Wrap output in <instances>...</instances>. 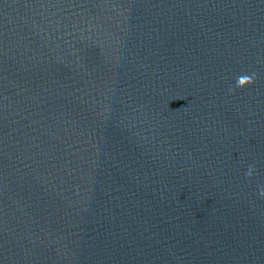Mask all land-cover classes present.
I'll use <instances>...</instances> for the list:
<instances>
[{
    "label": "water",
    "instance_id": "95a60500",
    "mask_svg": "<svg viewBox=\"0 0 264 264\" xmlns=\"http://www.w3.org/2000/svg\"><path fill=\"white\" fill-rule=\"evenodd\" d=\"M0 264H264V0H0Z\"/></svg>",
    "mask_w": 264,
    "mask_h": 264
}]
</instances>
